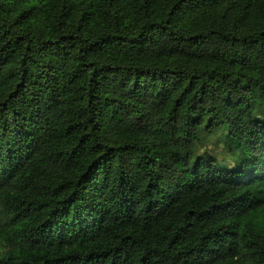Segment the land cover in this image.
<instances>
[{
  "label": "trees",
  "instance_id": "1",
  "mask_svg": "<svg viewBox=\"0 0 264 264\" xmlns=\"http://www.w3.org/2000/svg\"><path fill=\"white\" fill-rule=\"evenodd\" d=\"M0 264H264V0H0Z\"/></svg>",
  "mask_w": 264,
  "mask_h": 264
},
{
  "label": "rangeland",
  "instance_id": "2",
  "mask_svg": "<svg viewBox=\"0 0 264 264\" xmlns=\"http://www.w3.org/2000/svg\"><path fill=\"white\" fill-rule=\"evenodd\" d=\"M200 152H201V150H200Z\"/></svg>",
  "mask_w": 264,
  "mask_h": 264
}]
</instances>
